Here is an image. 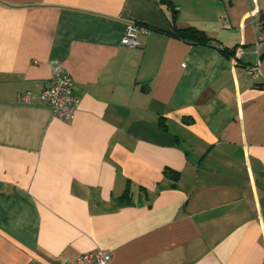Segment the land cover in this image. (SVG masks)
I'll return each mask as SVG.
<instances>
[{
    "label": "crops",
    "instance_id": "1",
    "mask_svg": "<svg viewBox=\"0 0 264 264\" xmlns=\"http://www.w3.org/2000/svg\"><path fill=\"white\" fill-rule=\"evenodd\" d=\"M164 1L0 0V264H264V0Z\"/></svg>",
    "mask_w": 264,
    "mask_h": 264
},
{
    "label": "built area",
    "instance_id": "2",
    "mask_svg": "<svg viewBox=\"0 0 264 264\" xmlns=\"http://www.w3.org/2000/svg\"><path fill=\"white\" fill-rule=\"evenodd\" d=\"M224 27L230 28V25L224 21ZM149 29L145 26L130 23L121 37L120 43L126 47L139 46L138 36L146 35ZM264 43V31L258 32L254 42L256 50ZM260 68V61L250 68V74L256 78ZM30 100V94L25 92L17 95L18 103L27 104ZM40 103L46 104L52 110L53 116L60 121H69L72 119L76 109L77 100L72 92V82L68 74L56 67L52 71V81L45 86L38 95ZM111 254L106 250L96 249L91 252L78 255L75 260L69 264H109Z\"/></svg>",
    "mask_w": 264,
    "mask_h": 264
},
{
    "label": "trees",
    "instance_id": "3",
    "mask_svg": "<svg viewBox=\"0 0 264 264\" xmlns=\"http://www.w3.org/2000/svg\"><path fill=\"white\" fill-rule=\"evenodd\" d=\"M164 2L167 5L171 6V4L167 0H165ZM175 35L179 39L186 41L189 44L208 46L212 43L211 39L206 37V35L203 34L201 31H198L194 28H185V29L176 30ZM223 52L227 57H234V51L232 50L230 51L223 50Z\"/></svg>",
    "mask_w": 264,
    "mask_h": 264
}]
</instances>
